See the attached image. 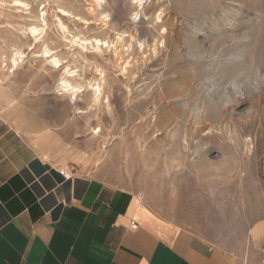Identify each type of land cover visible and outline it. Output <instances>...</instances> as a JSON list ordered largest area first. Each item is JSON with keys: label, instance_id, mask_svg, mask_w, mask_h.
<instances>
[{"label": "rangeland", "instance_id": "obj_1", "mask_svg": "<svg viewBox=\"0 0 264 264\" xmlns=\"http://www.w3.org/2000/svg\"><path fill=\"white\" fill-rule=\"evenodd\" d=\"M21 1L0 0V89L46 115L32 142L242 252L264 218V0Z\"/></svg>", "mask_w": 264, "mask_h": 264}, {"label": "crops", "instance_id": "obj_2", "mask_svg": "<svg viewBox=\"0 0 264 264\" xmlns=\"http://www.w3.org/2000/svg\"><path fill=\"white\" fill-rule=\"evenodd\" d=\"M0 89V264H264V218L242 252L159 213L137 188L69 179L29 138L42 110Z\"/></svg>", "mask_w": 264, "mask_h": 264}, {"label": "bare ground", "instance_id": "obj_3", "mask_svg": "<svg viewBox=\"0 0 264 264\" xmlns=\"http://www.w3.org/2000/svg\"><path fill=\"white\" fill-rule=\"evenodd\" d=\"M15 2H16V4L18 5V4H25V2H22L21 0H15ZM31 30H32V32L34 33V34H36V33H38L39 32V29L37 28V27H32L31 28ZM12 63L15 65V67L16 66H18L19 65V61H18V59L17 58H13V60H12ZM244 72V71H243ZM210 88V87H209ZM203 89V88H202ZM218 89H209V90H206L204 93H205V95H206V98L208 99V102H211V103H214V102H216V98H215V94H218ZM228 94V93H227ZM102 90H101V87L100 86H98L95 90H94V93H93V100L95 101V103H102ZM78 96V95H77ZM104 97V96H103ZM226 97V96H225ZM202 98H204V96L202 97ZM204 102H206V100L204 101ZM231 101H230V98L228 97L227 98V100H226V105H224V106H227V104H229ZM218 103V102H217ZM98 131H100V130H98ZM201 149L200 148H197V150H196V154H198L199 153V151H200Z\"/></svg>", "mask_w": 264, "mask_h": 264}, {"label": "built area", "instance_id": "obj_4", "mask_svg": "<svg viewBox=\"0 0 264 264\" xmlns=\"http://www.w3.org/2000/svg\"><path fill=\"white\" fill-rule=\"evenodd\" d=\"M61 173L64 174L65 178H68V179L71 178V175L69 173H65L64 171H62Z\"/></svg>", "mask_w": 264, "mask_h": 264}]
</instances>
